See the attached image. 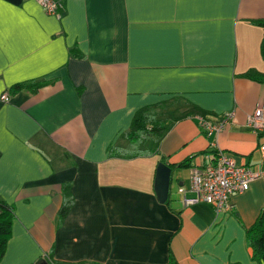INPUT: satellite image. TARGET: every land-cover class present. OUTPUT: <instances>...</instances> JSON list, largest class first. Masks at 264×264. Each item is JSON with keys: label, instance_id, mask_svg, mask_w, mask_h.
Here are the masks:
<instances>
[{"label": "crops", "instance_id": "obj_1", "mask_svg": "<svg viewBox=\"0 0 264 264\" xmlns=\"http://www.w3.org/2000/svg\"><path fill=\"white\" fill-rule=\"evenodd\" d=\"M260 19L264 0H65L60 17L0 0V197L16 207L0 264H260L246 229L264 176L221 212L179 191L194 196L191 169L219 150L264 172V134L247 124L264 82L243 75L264 73ZM31 80L46 83L11 93ZM156 104L162 137L130 143L135 113ZM230 113L218 135L201 125ZM159 162L172 168L169 204L154 188ZM65 183L75 201L58 226Z\"/></svg>", "mask_w": 264, "mask_h": 264}, {"label": "trees", "instance_id": "obj_2", "mask_svg": "<svg viewBox=\"0 0 264 264\" xmlns=\"http://www.w3.org/2000/svg\"><path fill=\"white\" fill-rule=\"evenodd\" d=\"M256 24L264 27V19L255 20ZM69 53L74 57H81L83 55L82 50L78 45L69 49ZM261 53L264 58V39L261 44ZM244 76L264 82V73L258 71L255 68H251L243 73ZM46 82L45 81H24L12 85L10 91L12 94H17L22 90H29L32 92L38 91ZM158 104L149 105L139 109L132 120L130 129L125 133V137L130 143L140 145L145 140L160 139L166 130V126L163 119L159 118L160 113L156 110ZM110 154L130 155L135 152L145 151L137 148V150H131L128 148H122L118 146H111ZM216 156V155H215ZM193 157H189L181 165L190 166ZM63 202L58 211V226H61L64 219L68 215L70 209L74 204V195L71 191V185L65 183L62 185ZM171 198L166 203H170ZM165 203V204H166ZM172 211H175L172 209ZM16 218V207L13 203L8 202L0 197V263L3 260L10 239L13 234L14 219ZM246 243L252 251V258L258 261L260 264H264V207L261 209L256 221L246 229ZM54 247L50 249L49 260H53ZM169 264H175L176 260L173 255H169ZM227 264H241L240 262H230Z\"/></svg>", "mask_w": 264, "mask_h": 264}, {"label": "built area", "instance_id": "obj_3", "mask_svg": "<svg viewBox=\"0 0 264 264\" xmlns=\"http://www.w3.org/2000/svg\"><path fill=\"white\" fill-rule=\"evenodd\" d=\"M43 9L60 17L64 9L65 0H36ZM2 99L9 100V94L4 93ZM232 114H227L219 122H211L201 118V125L208 134L218 135L229 122ZM247 124L258 134H264V103L248 114ZM264 157V143L260 147ZM264 176V172L257 168L239 165L235 158L224 150H219L217 155L202 166H196L190 173V190L193 197H186V188L180 187L186 205L204 202L211 205L216 212L231 209V197L236 193L247 191L251 183Z\"/></svg>", "mask_w": 264, "mask_h": 264}, {"label": "water", "instance_id": "obj_4", "mask_svg": "<svg viewBox=\"0 0 264 264\" xmlns=\"http://www.w3.org/2000/svg\"><path fill=\"white\" fill-rule=\"evenodd\" d=\"M172 168L165 162H159L155 176V192L158 200L162 203L167 202L171 189ZM36 264H50L48 260L43 259Z\"/></svg>", "mask_w": 264, "mask_h": 264}]
</instances>
